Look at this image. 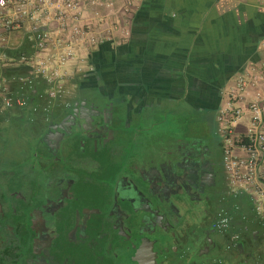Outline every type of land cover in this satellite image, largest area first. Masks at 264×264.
Returning a JSON list of instances; mask_svg holds the SVG:
<instances>
[{
	"label": "flooded vegetation",
	"instance_id": "1",
	"mask_svg": "<svg viewBox=\"0 0 264 264\" xmlns=\"http://www.w3.org/2000/svg\"><path fill=\"white\" fill-rule=\"evenodd\" d=\"M75 94L38 121L29 146L39 149L0 185V223L14 227L27 264H227L203 258L216 249L260 258L264 225L239 232L232 250L214 227L229 195L217 133L211 146L173 150L155 138L144 148L152 132L141 109L130 111L122 80L98 78ZM15 123L32 124L0 115V133Z\"/></svg>",
	"mask_w": 264,
	"mask_h": 264
},
{
	"label": "crops",
	"instance_id": "2",
	"mask_svg": "<svg viewBox=\"0 0 264 264\" xmlns=\"http://www.w3.org/2000/svg\"><path fill=\"white\" fill-rule=\"evenodd\" d=\"M110 19L106 42L77 49L79 58L69 66L58 99L50 101L49 86L38 81L37 98L1 112L2 121L24 117L22 111L26 119L32 114V123L45 120L77 87L98 78L120 79L130 111L141 109L145 123L154 118L158 103L170 113L189 102L198 111L215 112V133L224 145L218 116L230 91L249 66H264V0H114ZM7 68L0 64L1 77L7 78ZM8 85L18 90L17 82ZM263 262L260 257L246 264Z\"/></svg>",
	"mask_w": 264,
	"mask_h": 264
},
{
	"label": "built area",
	"instance_id": "3",
	"mask_svg": "<svg viewBox=\"0 0 264 264\" xmlns=\"http://www.w3.org/2000/svg\"><path fill=\"white\" fill-rule=\"evenodd\" d=\"M113 5L114 0H3L0 64L22 65L28 71L12 77L19 84L16 92L10 91L7 78L0 74V109L26 107L30 92L37 90V81L49 86L46 95L50 101L58 99L64 93L69 66L79 58L77 49L108 40ZM25 42L34 51L21 56L18 62L4 50L18 49ZM263 79L264 66H249L237 78L218 116L232 195L238 198L242 194L247 199L261 225H264ZM44 110L48 112L49 106ZM232 219L228 211L221 209L214 225L227 237L228 250L237 247L240 240V233L231 231Z\"/></svg>",
	"mask_w": 264,
	"mask_h": 264
},
{
	"label": "rangeland",
	"instance_id": "4",
	"mask_svg": "<svg viewBox=\"0 0 264 264\" xmlns=\"http://www.w3.org/2000/svg\"><path fill=\"white\" fill-rule=\"evenodd\" d=\"M75 95V93L71 94V96ZM155 111L156 113L154 118L150 119L147 123L143 121L141 126V128L144 129L145 134L154 132L153 135L150 134L152 137L150 136L148 141H143L142 146L144 148L145 146H148L147 142H155V138L158 142L163 143V145L172 147L171 149L173 150H177L179 146L191 147V145L196 142L208 146L212 145V140L216 132L215 130H217L215 112H212L211 110L198 111V108L189 102H187V104L185 103L182 107L178 104L177 107H174L170 111V113L166 112L165 109L160 108L158 103L155 106ZM204 120L208 123V125L203 124ZM38 128V122L27 125L25 130L22 129L20 124L15 123L13 126L6 125L4 127L5 130L1 131L0 185L2 184V181H5L6 178H8V175L6 176L5 174L6 172L11 171L14 174L12 179H16L19 177L18 174L26 169L34 149H39V146H29V140L32 137L31 132ZM167 139L170 140V142L166 143L165 141ZM222 169L225 176L226 170L223 157ZM10 176L11 175H9V177ZM227 183L229 184V193L232 194V188L228 177ZM241 196L243 195L240 194L239 197ZM261 241L264 245V237L261 238ZM257 254L258 256L264 258L263 252L260 251L257 252ZM219 256L223 259H227V264H246L243 255L240 256V259L235 260L232 259V257H227L225 252L219 249H216L211 255L209 254L203 256V258L208 257V259L212 260L214 258H218Z\"/></svg>",
	"mask_w": 264,
	"mask_h": 264
},
{
	"label": "trees",
	"instance_id": "5",
	"mask_svg": "<svg viewBox=\"0 0 264 264\" xmlns=\"http://www.w3.org/2000/svg\"><path fill=\"white\" fill-rule=\"evenodd\" d=\"M5 51L9 57L14 58L18 62L21 56L30 55L34 49H29L28 43L25 42L18 49H7ZM5 71L7 72V80L11 81L10 79H12L13 76L25 73L28 70L25 68V66L16 65L8 67ZM35 87L39 92L40 89L38 86V81L35 84ZM29 95L30 100L33 98L35 99V97L37 98L34 91H31ZM25 112L26 111H22L19 113L25 117ZM31 118L32 114L28 116V121ZM222 209H225L232 215L233 219L231 223V231L233 233L244 232L246 227L255 228L261 225L259 221L255 219L253 213L251 212L250 205L244 196L236 198L229 193V195L226 196V204ZM244 216H246L245 219ZM12 232H15L13 226L10 230H8L6 229L4 223H0V264H27L25 259L27 251L24 246L19 247L15 243V240L11 236Z\"/></svg>",
	"mask_w": 264,
	"mask_h": 264
},
{
	"label": "snow or ice",
	"instance_id": "6",
	"mask_svg": "<svg viewBox=\"0 0 264 264\" xmlns=\"http://www.w3.org/2000/svg\"><path fill=\"white\" fill-rule=\"evenodd\" d=\"M3 2V0H0V3H2Z\"/></svg>",
	"mask_w": 264,
	"mask_h": 264
}]
</instances>
